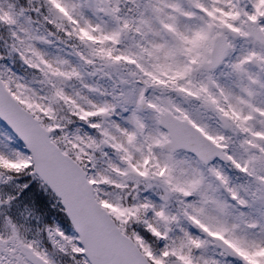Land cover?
Masks as SVG:
<instances>
[{"label":"snow or ice","instance_id":"6c2138e0","mask_svg":"<svg viewBox=\"0 0 264 264\" xmlns=\"http://www.w3.org/2000/svg\"><path fill=\"white\" fill-rule=\"evenodd\" d=\"M0 264H264V0H0Z\"/></svg>","mask_w":264,"mask_h":264}]
</instances>
